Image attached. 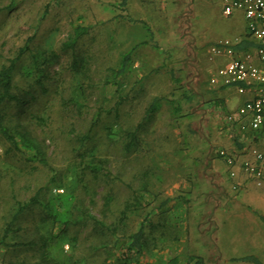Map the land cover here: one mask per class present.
I'll use <instances>...</instances> for the list:
<instances>
[{"label":"rangeland","instance_id":"obj_1","mask_svg":"<svg viewBox=\"0 0 264 264\" xmlns=\"http://www.w3.org/2000/svg\"><path fill=\"white\" fill-rule=\"evenodd\" d=\"M120 2L0 0V67L27 42L30 51L58 56L48 66L45 93L23 77L27 52L17 65L15 89L35 97L21 123L44 150L49 167L26 161L0 136V238L15 200L27 201L38 190L45 199L64 194L69 178L78 174L74 195L80 208L111 223L132 191L147 190L145 205L129 219L128 230L135 231L152 210L150 220L159 227L148 251L134 255L132 264H169L173 258L179 264L197 259L202 264H253L241 260L250 256L264 264V202L255 199L264 197V180L258 186L243 170L255 153L264 156V136L241 133L250 130L237 106L227 107L229 117L215 108L212 100L231 96L209 83L226 59L212 48L228 39L234 44L244 30L242 19L224 17L220 0H165L164 14L154 0H130L125 10ZM76 27L87 28L86 35L74 49L63 51L61 44ZM136 45L120 85H104L108 70ZM233 96L231 104L239 95ZM156 98L159 111L138 128L127 151L126 133L136 129ZM6 108L16 113L14 106ZM88 130L90 141L80 148L75 136ZM221 153L232 159L231 167ZM88 161L101 162L103 171L91 176L85 170ZM107 196L112 201L106 209ZM164 200L161 215L162 208L156 207ZM41 218L35 208L20 217L19 232L8 241L37 245L0 249V264H106L119 255L110 245L103 248L106 239L90 227L78 228L76 242L68 243L71 237L58 242L44 263L38 244L44 233Z\"/></svg>","mask_w":264,"mask_h":264},{"label":"trees","instance_id":"obj_2","mask_svg":"<svg viewBox=\"0 0 264 264\" xmlns=\"http://www.w3.org/2000/svg\"><path fill=\"white\" fill-rule=\"evenodd\" d=\"M127 4L128 0H121L118 7L125 10ZM127 19L132 22L130 18ZM141 24L147 26L144 22ZM86 33L87 28L85 27L74 28L71 35H69L61 44V49L63 51L74 49L78 41L86 35ZM141 44H144V42ZM137 46L138 45L132 47L121 55L116 68H110L108 70V78L104 81V85H120V81L125 77L131 67L132 55ZM255 46L256 45L250 41L246 35L244 39L240 40L238 43L231 44L230 49L235 53H240L251 50ZM25 52L28 53L29 66L24 69L23 77L30 80L34 86H38L43 93L46 92L45 86L49 79V76H47L48 66L58 58L55 53L47 54L44 52L30 51L27 42L22 49L18 50L15 57L7 59L0 67V136L9 144L11 147L10 150L18 152L21 156L25 157L26 161L35 162L42 167L48 168V160L44 150L31 137V132L28 131L25 126H22L21 123L23 122L22 117L23 113L26 111V106H28L31 101L35 100L34 95L31 94L29 90H18L15 89L14 86V75L17 71V65ZM71 66L75 71L79 69V61L75 56H73ZM158 101L159 99H154L147 106L144 111L143 118L137 125L136 129L132 132L126 133L128 141L126 142L125 148L127 151L131 149L134 141L136 140L138 128L143 126V123H150L155 114L159 111L160 104ZM212 105L215 108H219L223 115L227 117L231 116V113L227 110L222 99L217 98L212 100ZM9 106H14L16 108V115H10L8 113V109L6 107ZM239 121L236 120L234 123L237 124ZM244 131L245 130H242L241 133L249 136H257V132L250 130L247 134L246 131ZM90 132L91 131L88 130L86 134L75 136L76 142L80 148L84 147L87 142L90 141ZM234 141L237 149L240 150L243 148V144H240L236 137L234 138ZM219 157L225 164H227L225 156L223 157V155L220 154ZM85 170L90 173L91 176L96 177L103 171L102 163L88 161L85 166ZM106 174L108 175V172H106ZM70 178L67 183L68 188L64 191V194H55L54 196L45 199L43 195H40L42 190H38L36 194L27 201H14L12 212L9 215V219L5 223V227L0 238L1 250L17 249L19 247H32L37 245V243L34 242L22 244L10 242V240L8 241V237L10 235H14L19 232L20 228L18 223L20 217L31 208H35L42 214L40 224L43 226L44 233L40 237L38 244L40 245L39 249L41 251V261L44 263L49 261V249L54 245H57L58 242L62 243L63 241H67L66 239L68 237H71V240H69L68 243L76 242L77 235L75 231L78 228L90 227V231H93L106 239L103 240V248H105V245H110L109 250L115 249L118 252V257L114 261H111V263L110 260H107L108 263L106 264H132L134 255L140 256L148 251V241H155L156 236L154 231L159 227L158 223L154 225L150 220V217L156 212V210H152L151 213L147 214L143 221L139 223L135 231H129L127 226L129 219L132 216L137 215L139 209L143 208L145 205L144 193L147 192V190L144 187L132 191V199L125 202L119 214L111 223L104 217L103 219L96 218L80 208V205L76 202V196L74 195L78 183L80 182V180H78V174L71 176ZM58 187H62V185H59ZM111 201L112 196L105 197L106 209L109 207ZM167 203L168 200L162 201L156 209H166ZM162 209L160 210L161 215L166 212ZM111 239H114V241L109 243L107 240L111 241ZM241 260L251 262L253 264H262L256 258L251 256L244 257ZM194 261V264H202L201 259ZM66 264L68 263L66 262ZM169 264L179 263L176 258H173L169 260Z\"/></svg>","mask_w":264,"mask_h":264},{"label":"built area","instance_id":"obj_3","mask_svg":"<svg viewBox=\"0 0 264 264\" xmlns=\"http://www.w3.org/2000/svg\"><path fill=\"white\" fill-rule=\"evenodd\" d=\"M224 17L240 15L245 23L246 35L256 46L243 53H235L225 40L212 48L213 54L226 57L209 78L211 86L234 88L247 101L238 108L237 114L248 130L257 132L264 128V0H220ZM224 156V153H221ZM231 167L233 161L225 157ZM244 172L256 185L264 180V156L255 153V160L244 165ZM235 177V172H230Z\"/></svg>","mask_w":264,"mask_h":264},{"label":"crops","instance_id":"obj_4","mask_svg":"<svg viewBox=\"0 0 264 264\" xmlns=\"http://www.w3.org/2000/svg\"><path fill=\"white\" fill-rule=\"evenodd\" d=\"M129 1L130 0H128V3H129ZM148 1V0H147ZM153 1V0H152ZM155 2H157L158 4H159V6L160 7H157L156 6V10L158 11H160V12H162V14H164V11H166V10H168V8H166V6L164 7V2H165V0H154ZM170 1V0H169ZM169 10H170V8H169ZM238 16H240V15H238ZM232 17H236V15L235 16H232ZM232 17H229V18H232ZM227 18V17H226ZM240 18L242 19V17L240 16ZM233 19V18H232ZM242 22H243V26H244V30H243V33L241 34V35H238V36H236V37H234V39H235V43H238L240 40H242V39H244V37L246 36V29H245V23H244V21H243V19H242ZM240 36H242V38L240 39ZM227 41H229V39L227 40ZM221 42H218L217 44H215V45H218V44H220ZM234 43V44H235ZM240 53H243V52H240ZM240 53H238V54H240ZM226 58V57H225ZM226 60V59H225ZM224 64V63H223ZM217 89H220L222 92H225V94H228V95H230L231 96V98H232V96L234 95V94H238L237 93V91L234 89V88H232V87H229V88H221V87H217ZM239 96L238 97H235L236 98V103H234V104H231V98H229V99H224L223 101H224V103H225V106H226V108L227 107H233V106H237V108H236V111L238 110V108L239 107H241L242 105H243V103L245 102V101H247V96H245V95H241V94H238ZM234 97V96H233ZM227 110L229 111V109L227 108ZM225 116V115H224ZM259 136H264V128H262L261 130H259V132H258V134H257V137H259ZM241 144V143H240ZM239 150V149H238ZM242 150V149H241ZM240 152V151H239ZM251 163L252 162H254V161H250ZM255 199H257V203H261L262 201L264 202V197H263V195H258L257 194V196H256V198ZM260 199H262V200H260ZM262 202V203H263Z\"/></svg>","mask_w":264,"mask_h":264}]
</instances>
